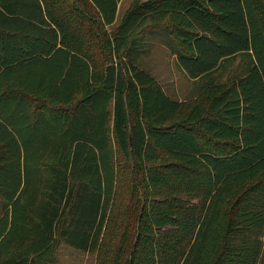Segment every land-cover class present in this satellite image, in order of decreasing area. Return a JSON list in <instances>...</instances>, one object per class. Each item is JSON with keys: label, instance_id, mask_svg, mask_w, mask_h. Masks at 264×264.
Returning a JSON list of instances; mask_svg holds the SVG:
<instances>
[{"label": "trees", "instance_id": "16d2710c", "mask_svg": "<svg viewBox=\"0 0 264 264\" xmlns=\"http://www.w3.org/2000/svg\"><path fill=\"white\" fill-rule=\"evenodd\" d=\"M118 2L0 0V264H264V0H133L101 41ZM154 30L191 79L245 70L186 108Z\"/></svg>", "mask_w": 264, "mask_h": 264}, {"label": "rangeland", "instance_id": "374dc122", "mask_svg": "<svg viewBox=\"0 0 264 264\" xmlns=\"http://www.w3.org/2000/svg\"><path fill=\"white\" fill-rule=\"evenodd\" d=\"M132 1H122V7L117 13L116 24L119 23L124 13L122 10L126 7L125 5H130ZM114 26H106L104 30H100L101 41H103L105 35L111 33ZM149 32L144 34L139 32L137 34L139 36L135 62L140 68L154 76L169 97L180 101L186 108L197 102L206 101L215 87L227 83L232 76L241 74L245 70L246 60L241 56H236L224 61L212 75L206 78L191 79L178 66L174 44L171 39L161 32H151L152 34ZM92 50L96 54L98 63L106 62L108 57L106 49L99 52L97 43L92 41ZM51 264H95V253L80 251L61 243Z\"/></svg>", "mask_w": 264, "mask_h": 264}, {"label": "crops", "instance_id": "0c3cea01", "mask_svg": "<svg viewBox=\"0 0 264 264\" xmlns=\"http://www.w3.org/2000/svg\"><path fill=\"white\" fill-rule=\"evenodd\" d=\"M122 1H123V0H119V2H118V4H117V11H116L115 21H114V23H113L112 25H110V26H114V24H116V22H117V19H118V17H117V13H118V10L121 9L120 7H122V6H121ZM141 1H144V0H141ZM125 6H126V7H125V8L123 7L124 9H123L122 11H125V10L129 7V4H126ZM122 15H123V14H122ZM121 17H122V16H121ZM120 19H121V18H120ZM117 24H118V23H117ZM117 24H116V25H117ZM151 32H152V33H153V32H161L163 35H167L164 31H160V30H154V31H151ZM151 32H149V33H151ZM149 33H148V34H149ZM152 33H151V34H152ZM148 34H147V35H148ZM149 35H150V34H149ZM167 38H169V37L167 36ZM137 43H138V41H137ZM137 46H138V45L136 44V47H137Z\"/></svg>", "mask_w": 264, "mask_h": 264}]
</instances>
